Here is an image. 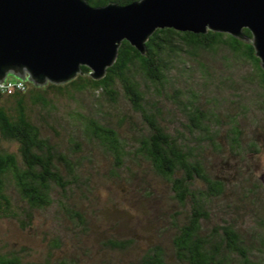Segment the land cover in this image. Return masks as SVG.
<instances>
[{
	"label": "trees",
	"instance_id": "1",
	"mask_svg": "<svg viewBox=\"0 0 264 264\" xmlns=\"http://www.w3.org/2000/svg\"><path fill=\"white\" fill-rule=\"evenodd\" d=\"M86 1L101 7L138 0ZM243 32L251 36L247 29ZM243 69V74H237ZM173 70L177 78L192 82L186 80L187 88L161 97L171 84ZM81 72L65 85L48 83L40 88L26 80L24 90L0 92V136L17 145L16 153L0 147V218L10 217L14 211L9 185L30 210H43L51 205L54 188L65 191L70 184L65 177L76 179L75 171L81 163L73 159L75 152L60 151L30 119L28 108L33 104L50 112L55 110V101L74 100L76 108L68 115L85 139L112 160V175L116 170H125L134 177L135 171L126 163H146L169 185L179 206L189 207L185 222L173 223L174 260H168L164 248L157 245L127 264H264V185L253 172L252 181L239 173L232 183L212 169V162L224 154L222 158L230 154L245 161L246 154L260 153L257 141L246 134L242 125L248 123L253 131L264 134V71L253 46L226 33L157 29L146 42L144 55L123 41L114 64L102 79L93 80L86 67H81ZM196 72L199 81L195 80ZM246 85L252 87L253 96L242 94ZM77 96L89 97L91 107L87 113ZM158 97L171 100L179 111L180 129L170 132L161 124L164 115ZM120 100L140 117L141 127L132 121V115L124 116L117 125L104 119L100 113L102 102L112 107ZM227 104L232 107L226 109ZM255 112L261 117L253 116ZM124 125H129L128 133L122 136ZM213 205L216 209L232 208L235 215L244 210L252 226L242 229L235 218L224 221V225L204 226L210 221ZM228 215L233 216L231 212ZM110 244L123 249L131 242ZM0 264L51 263L26 261L19 252L0 247Z\"/></svg>",
	"mask_w": 264,
	"mask_h": 264
},
{
	"label": "rangeland",
	"instance_id": "2",
	"mask_svg": "<svg viewBox=\"0 0 264 264\" xmlns=\"http://www.w3.org/2000/svg\"><path fill=\"white\" fill-rule=\"evenodd\" d=\"M208 57L210 55L206 58ZM243 73L244 69L237 74ZM170 75L171 84L162 92L161 97L174 95L175 89L184 90L188 87L184 82L187 79L177 78L176 71H171ZM198 76L196 72L197 81ZM8 78L15 79L11 75ZM246 87L247 89L242 91L244 97L253 96L250 91L252 87ZM151 90L149 87V96ZM157 99L164 115L161 124L170 132L180 129V114L171 100L159 97ZM231 99L235 98L231 96ZM76 100H80L86 107L87 113L91 107L89 97L77 96ZM54 103L55 110L50 112L38 105L29 104L30 119L60 151L66 154L75 152L73 159L81 163V167L75 171L76 179L64 176L70 184L65 191L54 188L51 205L43 210H30L20 201L14 187L8 186V193L14 201V211L10 217L0 218L1 249L17 251L24 260L34 262L127 264L138 260L151 247L160 245L164 248L168 260H174L171 255L172 238L176 231L173 223L183 224L189 207L179 206L172 198L169 185L157 177L146 163H141L140 166L126 163V166L135 171L134 177L129 176L125 170H116L115 176L112 175L111 172L115 170L112 160L106 157L99 147L93 145L94 143L85 139L68 115V112L76 108L75 101L59 100ZM228 107L232 106L227 104L226 109ZM169 111L173 113L166 114ZM100 113L114 125L124 116L132 115V121L142 126L140 117L132 113L129 105L123 100L112 107L103 101ZM253 116L261 117L259 112H255ZM242 125L246 134L257 141L260 153L246 154L245 161H240L238 157L230 154L222 158L225 157L224 154L212 162V169H216L219 176L232 183L240 177L239 173L252 181L253 172L256 179L264 185V134L260 130L253 131V126L248 123L244 122ZM128 126L124 125L120 130L122 136L127 135ZM0 147L15 153L17 150L16 144L4 141L1 136ZM63 173L66 175L64 170ZM248 186L251 185L248 183ZM227 203L232 205V202ZM238 204L236 202V205ZM214 205L210 221L204 223V226L211 228L224 225V221L232 218H235L236 225L242 229L247 230L252 226L249 213L244 210L236 212L238 214L235 215L232 208L216 209ZM230 212L232 217L228 215ZM77 215L81 216L83 224ZM129 242L131 244L123 249L112 247L110 244L124 245L123 243Z\"/></svg>",
	"mask_w": 264,
	"mask_h": 264
},
{
	"label": "water",
	"instance_id": "3",
	"mask_svg": "<svg viewBox=\"0 0 264 264\" xmlns=\"http://www.w3.org/2000/svg\"><path fill=\"white\" fill-rule=\"evenodd\" d=\"M226 33L250 43L264 71V0H138L93 7L86 0H0V83L65 85L106 74L123 41L140 54L157 29ZM247 29L250 37L243 32Z\"/></svg>",
	"mask_w": 264,
	"mask_h": 264
},
{
	"label": "built area",
	"instance_id": "4",
	"mask_svg": "<svg viewBox=\"0 0 264 264\" xmlns=\"http://www.w3.org/2000/svg\"><path fill=\"white\" fill-rule=\"evenodd\" d=\"M16 89L24 90L25 84L24 81L21 80H11L6 79L3 83H0V92L1 93H12Z\"/></svg>",
	"mask_w": 264,
	"mask_h": 264
}]
</instances>
